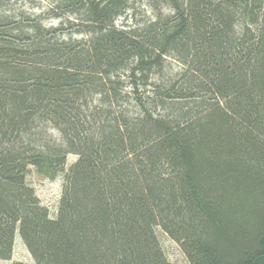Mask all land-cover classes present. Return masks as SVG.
Wrapping results in <instances>:
<instances>
[{
  "label": "trees",
  "instance_id": "trees-1",
  "mask_svg": "<svg viewBox=\"0 0 264 264\" xmlns=\"http://www.w3.org/2000/svg\"><path fill=\"white\" fill-rule=\"evenodd\" d=\"M16 228L12 264H264V0H0V259Z\"/></svg>",
  "mask_w": 264,
  "mask_h": 264
},
{
  "label": "rangeland",
  "instance_id": "rangeland-1",
  "mask_svg": "<svg viewBox=\"0 0 264 264\" xmlns=\"http://www.w3.org/2000/svg\"><path fill=\"white\" fill-rule=\"evenodd\" d=\"M144 9L146 15H150L151 11L149 6H146L144 2L140 7ZM43 9V7H41ZM39 8L35 9L34 11L41 10ZM139 11L129 10L127 23L133 24L134 20H139ZM124 17L119 18L117 24L124 22ZM47 24H57V19H48ZM76 158L74 155H68L66 160V169L68 165ZM28 182L34 187L36 194L38 195L41 203L47 207L50 214H54L57 206V201L60 196L61 192V178L57 177L55 179L49 180L39 176L33 167H30V172L27 177ZM161 247L165 253L166 258L169 261H177V262H184L186 263V258L182 251L180 250L179 246L171 240L166 234H164L159 228L156 229ZM14 261H22L27 263H32L33 258L24 246L21 237L18 232V228L15 229L14 238H13V245L11 250V256L9 259H0V264H12Z\"/></svg>",
  "mask_w": 264,
  "mask_h": 264
}]
</instances>
